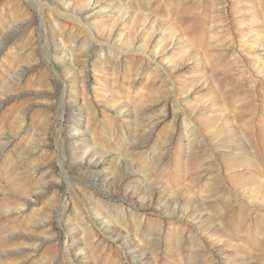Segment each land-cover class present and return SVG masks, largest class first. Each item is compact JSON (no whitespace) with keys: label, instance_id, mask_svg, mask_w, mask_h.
Listing matches in <instances>:
<instances>
[{"label":"rangeland","instance_id":"1","mask_svg":"<svg viewBox=\"0 0 264 264\" xmlns=\"http://www.w3.org/2000/svg\"><path fill=\"white\" fill-rule=\"evenodd\" d=\"M41 1L0 0V264H264V0Z\"/></svg>","mask_w":264,"mask_h":264},{"label":"bare ground","instance_id":"2","mask_svg":"<svg viewBox=\"0 0 264 264\" xmlns=\"http://www.w3.org/2000/svg\"><path fill=\"white\" fill-rule=\"evenodd\" d=\"M36 1V0H35ZM37 1H39V2H41V4H43L44 6H47L48 8H50V10H53V6H51V5H49L48 3H46V2H42L41 0H37ZM37 3V2H36ZM42 8V7H41ZM59 13H60V15L61 16H64V17H66V18H68V19H71V20H73V21H76V22H79V23H81V18L80 17H78V15L77 16H74V15H71V14H69L68 12H63V11H61V10H59ZM54 18V20L55 21H59L58 20V16H55V17H53ZM89 36L91 37V39H96V36H95V34L91 31V32H89ZM85 75H87V74H85ZM88 76V75H87ZM66 96V95H65ZM66 98V97H65ZM64 100V99H63ZM64 103H65V101H63L62 102V114L64 113V111H65V109H64V107H65V105H64ZM66 104V103H65ZM82 123H78V126L77 127H81L82 125H81ZM75 137H78V136H80V132H76L75 133V135H74ZM94 137H91L90 136V141H91V139H93ZM92 141H95V139L94 140H92ZM95 143V142H94ZM138 145H140V146H142V144H138ZM78 148V147H77ZM90 148H91V146H90V144L89 143H87V144H85V146H84V152L85 151H89L90 150ZM105 149V148H104ZM85 154V153H84ZM117 165H118V169H120L119 167H120V160L118 161V163H117ZM119 172V171H118ZM115 174H117V173H115L114 172V175ZM155 182V181H154ZM152 185V184H151ZM150 185V186H151ZM151 192H152V187H151ZM151 198H153V195H151ZM175 203H176V206H177V203H178V199L176 198L175 199ZM171 208L168 206L167 208H166V211L165 212H167L168 213V211L170 210ZM175 211V210H174ZM172 213H173V211H171ZM176 212V211H175ZM171 213V214H172ZM114 233H113V235H114V237L115 236H117L118 235V237H120V235L123 233V231H122V228H120V227H116V228H114ZM252 264V263H251Z\"/></svg>","mask_w":264,"mask_h":264}]
</instances>
